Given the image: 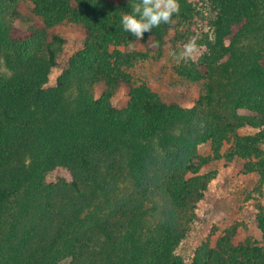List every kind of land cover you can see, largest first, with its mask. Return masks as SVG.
Instances as JSON below:
<instances>
[{
    "label": "trees",
    "instance_id": "1",
    "mask_svg": "<svg viewBox=\"0 0 264 264\" xmlns=\"http://www.w3.org/2000/svg\"><path fill=\"white\" fill-rule=\"evenodd\" d=\"M21 1L41 24L16 26ZM200 1L178 0L174 22L142 39L161 51L175 24L206 12L202 54L177 68L202 83L184 108L132 80L147 54L124 50L136 41L121 25L129 0H0V264H264V208L259 241L235 244L234 225L188 261L177 253L217 175L201 169L225 145L264 179V0ZM64 21L87 34L48 85L65 44L49 28ZM58 170L69 178L47 181Z\"/></svg>",
    "mask_w": 264,
    "mask_h": 264
},
{
    "label": "rangeland",
    "instance_id": "2",
    "mask_svg": "<svg viewBox=\"0 0 264 264\" xmlns=\"http://www.w3.org/2000/svg\"><path fill=\"white\" fill-rule=\"evenodd\" d=\"M201 5L200 0H192ZM19 15L14 20L16 26L21 29L41 24V18L34 13L33 6L27 1H21L18 7ZM209 23L206 12L200 11L189 22L175 24L166 37L161 51H158L152 43L142 39L132 42L124 50L129 52L146 53L145 59H139L128 69L135 83L145 82L157 91L167 102H176L184 108L193 106L195 100L202 93V83L189 81L177 73V68L191 61L177 63L170 55L178 52L192 35L199 33L200 38L209 31ZM50 34H59L64 38L63 52L58 57V65L52 70L48 85H53L57 77L67 67L69 58L84 44L87 30L79 23L64 21L61 24L49 28ZM187 36L182 40L181 36ZM199 44V40H198ZM202 50V49H201ZM99 86L97 94L103 91ZM127 84L122 83L114 97L113 104L119 108L124 107L128 101ZM256 129L245 127L240 133H255ZM230 145L223 148V156L212 159L203 166L201 172L216 171V177L211 181L204 199L197 208V218L192 230L184 242L178 247L177 253L186 261L190 260L193 252L201 243L209 240L214 245L224 230L231 226L237 227L234 243L247 239L259 241L260 232L256 225V215L264 208V179L257 173H245L244 161L238 157H231L228 153ZM200 154H211L209 143L199 147ZM58 178L68 179V174L63 170L52 172L47 181L52 182Z\"/></svg>",
    "mask_w": 264,
    "mask_h": 264
},
{
    "label": "clouds",
    "instance_id": "3",
    "mask_svg": "<svg viewBox=\"0 0 264 264\" xmlns=\"http://www.w3.org/2000/svg\"><path fill=\"white\" fill-rule=\"evenodd\" d=\"M130 12L122 15L121 25L125 32L135 37L136 41L143 39L146 32L162 24L171 25L174 15L180 12L178 0H129ZM200 34L192 35L178 52L173 51L170 55L177 63L181 61L195 62L202 54V46L198 44ZM151 38L149 39L150 42ZM153 46H158L152 42Z\"/></svg>",
    "mask_w": 264,
    "mask_h": 264
}]
</instances>
